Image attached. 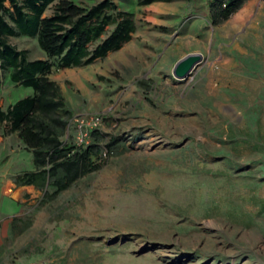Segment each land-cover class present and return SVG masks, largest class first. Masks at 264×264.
Returning <instances> with one entry per match:
<instances>
[{
    "label": "rangeland",
    "instance_id": "rangeland-1",
    "mask_svg": "<svg viewBox=\"0 0 264 264\" xmlns=\"http://www.w3.org/2000/svg\"><path fill=\"white\" fill-rule=\"evenodd\" d=\"M113 1L133 12L132 38L52 72L74 111L64 138L102 114L100 166L57 194L22 191L6 222L2 180L34 164L19 139L0 142V264H264V0L217 25L207 0ZM9 42L46 58L36 38ZM190 53L203 60L175 78ZM33 93L2 72L3 109Z\"/></svg>",
    "mask_w": 264,
    "mask_h": 264
},
{
    "label": "trees",
    "instance_id": "trees-1",
    "mask_svg": "<svg viewBox=\"0 0 264 264\" xmlns=\"http://www.w3.org/2000/svg\"><path fill=\"white\" fill-rule=\"evenodd\" d=\"M139 5L159 0H136ZM247 0H209L213 25L228 20ZM52 14L45 15L48 8ZM112 26V29L108 28ZM136 31L132 11L119 9L113 0L85 7L73 0H0V83L2 72L11 80L32 87L33 95L6 109L0 106V124L17 133L33 154V171L19 174L17 185L61 192L100 166L97 142L83 147L64 138L73 111L58 83L55 69L82 67L119 50ZM37 39L46 58L29 59L26 50L9 42L12 36ZM99 136L97 130L92 138Z\"/></svg>",
    "mask_w": 264,
    "mask_h": 264
},
{
    "label": "crops",
    "instance_id": "crops-1",
    "mask_svg": "<svg viewBox=\"0 0 264 264\" xmlns=\"http://www.w3.org/2000/svg\"><path fill=\"white\" fill-rule=\"evenodd\" d=\"M207 3H209V0L206 1ZM191 6V5H190ZM193 6V5H192ZM75 68H80V67H75ZM67 69H70V68H64L63 70H67ZM61 70V69H60ZM8 72V71H7ZM49 77L56 81L58 83V80L55 78V76H53V73H51L49 75ZM59 84V83H58ZM60 85V88H61V92L64 93V88ZM65 98V97H64ZM66 99V102H67V97L65 98ZM68 104V102H67ZM1 106V105H0ZM69 106V104H68ZM2 107V106H1ZM3 108V107H2ZM70 108V106H69ZM71 109V108H70ZM74 112V111H73ZM0 128H2L3 132L2 134H0V142H4L5 140H10L14 137L15 140L20 141L22 147L26 150H28L30 153H31V156H32V160H33V154H32V151L30 149L27 148L26 144L18 137L17 133H7V127L4 125V124H0ZM35 168H33L32 170H27V171H33ZM23 172H26V171H22L20 173H17L11 177H8L6 176L2 181H3V188H2V192H3V195L7 197V204H6V207H3L2 210L3 211H6V216L5 218L3 219L6 220V222L9 221V218L10 216L14 217L16 215H18V205H17V199L20 195V193L24 190H27L29 187H32L33 185H17L16 182H15V179L16 177L19 175V174H22ZM1 224V222H0ZM3 225V224H1ZM2 227V226H1ZM9 227V226H8Z\"/></svg>",
    "mask_w": 264,
    "mask_h": 264
},
{
    "label": "built area",
    "instance_id": "built-area-1",
    "mask_svg": "<svg viewBox=\"0 0 264 264\" xmlns=\"http://www.w3.org/2000/svg\"><path fill=\"white\" fill-rule=\"evenodd\" d=\"M103 122V116L100 113H90L84 117H75L72 121L76 134L75 143L78 146H87L91 142L92 132L98 130ZM27 264H39L36 261H30Z\"/></svg>",
    "mask_w": 264,
    "mask_h": 264
},
{
    "label": "water",
    "instance_id": "water-1",
    "mask_svg": "<svg viewBox=\"0 0 264 264\" xmlns=\"http://www.w3.org/2000/svg\"><path fill=\"white\" fill-rule=\"evenodd\" d=\"M203 60L200 53H190L178 60L173 68V75L177 79H185L188 77L196 66Z\"/></svg>",
    "mask_w": 264,
    "mask_h": 264
}]
</instances>
